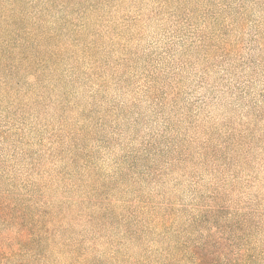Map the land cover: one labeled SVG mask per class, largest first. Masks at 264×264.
Listing matches in <instances>:
<instances>
[{
  "label": "rangeland",
  "instance_id": "rangeland-1",
  "mask_svg": "<svg viewBox=\"0 0 264 264\" xmlns=\"http://www.w3.org/2000/svg\"><path fill=\"white\" fill-rule=\"evenodd\" d=\"M0 264H264V0H0Z\"/></svg>",
  "mask_w": 264,
  "mask_h": 264
}]
</instances>
